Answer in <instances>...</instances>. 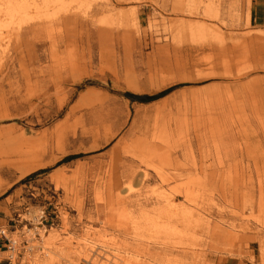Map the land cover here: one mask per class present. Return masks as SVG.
I'll list each match as a JSON object with an SVG mask.
<instances>
[{
    "label": "rangeland",
    "instance_id": "1",
    "mask_svg": "<svg viewBox=\"0 0 264 264\" xmlns=\"http://www.w3.org/2000/svg\"><path fill=\"white\" fill-rule=\"evenodd\" d=\"M9 1L0 0V226L28 243L15 264H90L100 252L109 264H167L155 244L188 238L167 219L190 214L197 264H264V0H65L26 16ZM55 12L78 16L48 26L45 36L63 41L36 37V52L15 55L18 30ZM124 160L138 176L119 193L148 200L143 211L104 205Z\"/></svg>",
    "mask_w": 264,
    "mask_h": 264
},
{
    "label": "bare ground",
    "instance_id": "2",
    "mask_svg": "<svg viewBox=\"0 0 264 264\" xmlns=\"http://www.w3.org/2000/svg\"><path fill=\"white\" fill-rule=\"evenodd\" d=\"M84 1V0H83ZM65 0H19V1H16V0H12V1H9L8 2V5H7V7H9L10 9L11 8H14L15 6L17 7V8H19L20 9V11H22L23 12V14L24 13H27V11L29 10V11H31V10H33V11H36V12H46V11H49L50 12V10H51V12L50 13H53V11L55 10V8L56 7H58V8H60V9H58L59 11L63 8V9H65V7H64V5H65ZM76 2V1H75ZM80 3V2H79ZM91 3V2H90ZM90 7V6H89ZM69 10L70 9H67V10H65V11H68V13H69ZM64 11V12H65ZM48 12V13H49ZM29 13V12H28ZM33 14H35V13H33ZM45 14V13H44ZM47 14V13H46ZM45 14V15H46ZM55 14H56V12L53 14L54 15V17L53 16H50V17H47V16H49V14L44 18L43 16H42V14H40L41 16L40 17H43V19L41 18V19H39V18H36V19H34V20H32V21H29V22H27L26 24H25V27L23 28V29H19L18 30V32H17V34H16V37L15 38H17L16 39V43H15V47L13 48V52L15 53V55H17L18 53H21L23 50L22 49H27V51L28 52H36V49H35V46L37 45V46H41V45H43V44H41V42H36L35 43V41H33V39L35 40V38L36 37H40V36H44V39L45 38H48V40H53V42H56V43H59V42H61V41H63V38H62V36H61V34H59L58 36H55V37H47V36H45V32L46 31H48L47 30V28H48V26L49 25H53V24H57L58 26L60 25V24H65V23H69V22H76V20L78 19V16H75V15H73V14H67V15H65V16H63V17H60V16H55ZM25 15V14H24ZM26 16V15H25ZM37 16V15H36ZM85 16H83V18H84ZM33 19V18H32ZM91 19V18H90ZM95 20V19H94ZM86 21V20H85ZM113 23V22H112ZM54 26V25H53ZM52 26V27H53ZM49 29V28H48ZM50 31H52L51 29H49ZM17 31V30H16ZM100 30H98V32H99ZM50 33V32H49ZM15 34V33H14ZM13 34V35H14ZM105 37V36H104ZM103 37V38H104ZM24 38H26V40L24 39ZM39 40V39H38ZM41 41V40H40ZM144 137V136H143ZM138 138V137H137ZM137 138H134V140L135 139H137ZM143 139V138H142ZM144 139H145V137H144ZM144 141V140H143ZM127 143V142H126ZM130 142H128V144H129ZM134 143V142H133ZM131 144V143H130ZM132 145V144H131ZM143 146V145H142ZM138 150V149H137ZM131 151V150H130ZM140 152L142 151V150H139ZM146 151V150H145ZM132 153V152H131ZM137 153V152H136ZM135 154V153H134ZM138 154V153H137ZM143 156H144V154H145V152H144V154L143 153H141ZM140 156V155H139ZM143 156H141V157H143ZM146 156V155H145ZM129 160V159H128ZM125 161L124 160V164H123V166H124V168L125 169H123L124 171L123 172H121L122 173V175L121 176H116L115 178H116V180H115V182H114V188L113 187H111V186H109V188H108V192H107V196L106 197H108V199H107V201H106V203H104V205L105 206H107V205H110V202H112V201H115V202H117V204H121V205H124V203L125 204H127V202L128 203H130V204H132L133 202H135L137 205H138V207H139V210L140 211H143V209L145 208L144 207V204H145V206L147 205V201H145V203H139L138 201L140 200H138V201H136V199H138L137 198V196H136V199H131L130 198V196H125V197H122L121 195H120V193H121V191H119V188H121L120 187V185L122 184L121 182L122 181H120V180H123L124 178H125V180H127L128 181V183H131L132 182V180L134 179V178H136V176H138L137 175V172L135 171V170H133L132 169V161ZM134 163V162H133ZM126 167H127V169H126ZM122 169V168H121ZM129 169V172L127 171ZM135 169V168H134ZM144 172V171H143ZM142 172V173H143ZM142 178H143V180L144 181H147V180H149L150 178H151V176L149 175V174H147V173H143L142 174ZM167 179V178H166ZM165 178H161L160 179V181H161V183H163V184H166L167 183V180H166ZM110 185V184H109ZM121 190V189H120ZM182 190V189H181ZM172 192H173V194L174 195H176L177 193L178 194H181L180 193V191L179 190H176V189H172L171 190ZM120 192V193H119ZM123 194H126V193H123ZM184 196V195H183ZM159 197V196H158ZM184 198H186V200H187V195H185V197ZM191 198V197H190ZM98 200H99V198H98ZM157 200V199H156ZM161 200H163L164 201V199H162L161 197H160V199H159V202L161 201ZM191 200V199H190ZM100 202V201H99ZM101 202H102V200H101ZM159 202H157L156 204H158ZM165 203H167V204H169V202H167V201H165ZM112 204V203H111ZM155 204V205H156ZM163 204V203H162ZM113 205V204H112ZM116 205V204H115ZM114 205V206H115ZM120 206V205H119ZM171 206V205H170ZM174 206V205H173ZM123 206H121V208H122ZM164 207V206H163ZM162 207V208H163ZM167 207V206H166ZM107 208V207H106ZM111 208V207H110ZM121 208H119V209H121ZM137 208V207H136ZM136 208H134V209H136ZM154 208V207H153ZM165 208V207H164ZM170 208V207H169ZM123 209V208H122ZM138 209V208H137ZM158 209H161L160 207L158 208ZM170 209H173V208H170ZM170 209H168V210H170ZM168 210H167V208H166V211L165 212H168ZM174 211H176L175 209H173ZM173 210H171L173 213H174V211ZM105 211V210H104ZM117 211V210H116ZM137 211V210H136ZM87 212V211H86ZM119 212H121V211H119ZM126 212V211H125ZM162 212H164V211H162ZM117 213V212H116ZM172 213V216L175 214H173ZM191 213V212H190ZM190 213H187V214H190ZM90 214V213H89ZM108 214H109V212H108ZM184 214V213H183ZM105 215V214H104ZM117 215H118V213H117ZM117 215H115V218H116V216ZM121 215V214H120ZM162 215L163 214H161V218H162ZM171 214L169 213V216H170ZM176 215V214H175ZM174 215V216H175ZM178 215V214H177ZM89 216V215H88ZM88 216H87V218H88ZM140 216V215H139ZM166 217H168L167 215H165ZM180 216V215H179ZM179 216H175V217H173V218H171V216H170V218H168L167 219V222L169 223V225H171V226H169V227H173L171 230H172V233H173V229H175V230H178V228L176 229V227L177 226H179V224L180 225H182L186 230L187 229H190L191 230V232H193V233H191V232H189L190 233V235H189V237L188 238H186L185 240H181V239H178L177 240V237H169L167 240H165L164 239V241H160V242H156L157 244H155L156 246H155V250H153L155 253V255L156 256H160L161 258L163 257V258H165L166 260H167V262L169 263V264H197V253H196V251H195V243H194V236H193V234L195 235V231H193V227H194V225L193 226H191V224L189 223V222H194L193 220H194V218H192L193 216L190 214V216H189V219H187L188 217L186 216V218H184V217H179ZM90 217V216H89ZM166 217H164V218H166ZM163 218V219H164ZM105 219V218H104ZM162 219V220H163ZM193 219V220H192ZM114 220V219H113ZM108 221V220H107ZM110 221V220H109ZM134 221V220H133ZM140 221H142V220H140ZM102 222H105L104 220L102 221ZM101 222V223H102ZM178 222H180L179 224H178ZM186 222H188L189 224H190V227L191 228H188L189 226H186L185 227V223ZM118 223H120V222H118ZM166 223V222H165ZM164 223V224H165ZM168 223H167V225H168ZM104 224V223H103ZM106 224V223H105ZM122 224H123V222H122ZM132 224V223H131ZM162 224V223H161ZM108 225V224H107ZM126 225V224H125ZM128 225V224H127ZM130 225V224H129ZM135 225V224H134ZM144 225V224H143ZM163 225V224H162ZM104 226V225H103ZM118 226V225H117ZM119 226H120V224H119ZM164 226V225H163ZM107 227V226H106ZM124 227V226H123ZM127 227V226H126ZM160 227H162V226H160ZM122 228V227H121ZM134 228V227H133ZM137 228H138V226H137ZM144 228V227H143ZM164 228V227H163ZM165 228H166V226H165ZM170 229V228H169ZM124 230H125V227H124ZM159 230V228L157 227V231ZM174 230V231H175ZM183 230V229H182ZM195 230V229H194ZM103 231H105V230H103ZM162 231V230H161ZM184 231V230H183ZM160 232V231H159ZM178 232V231H177ZM118 233V232H117ZM133 233V232H132ZM139 233V232H138ZM172 233H170V234H172ZM142 234V233H141ZM176 233L174 232L172 235L174 236ZM181 234V233H180ZM185 234V233H184ZM113 235V234H112ZM123 235V234H122ZM114 236V235H113ZM129 236V235H128ZM177 236H178V234H177ZM186 236H187V234H186ZM123 237H126V236H123ZM138 237H139V235H138ZM141 237V236H140ZM145 237V236H144ZM185 237V236H184ZM147 238H149L148 236H147ZM151 238V237H150ZM150 238H149V241H150ZM153 238H155V237H153ZM112 239V238H111ZM117 239V238H116ZM125 239V238H124ZM139 239H141V238H139ZM162 239V238H161ZM98 240V239H97ZM113 240V239H112ZM115 240V239H114ZM118 240V239H117ZM145 240V239H144ZM158 240V239H157ZM103 241V240H102ZM139 241V240H138ZM148 241V240H147ZM146 241V242H147ZM153 241V240H152ZM154 241H156V239L154 240ZM153 241V242H154ZM92 242V241H91ZM111 242V241H110ZM114 242V241H113ZM85 243V242H84ZM136 243V242H135ZM106 244V243H105ZM115 244V243H114ZM146 244V243H145ZM144 244V245H145ZM87 245V244H86ZM116 245V244H115ZM142 245V244H141ZM152 245V244H151ZM90 246V245H89ZM110 246V245H109ZM108 246V247H109ZM127 246V245H126ZM133 246V245H132ZM91 247V246H90ZM135 247V246H134ZM139 247V246H138ZM144 247V246H143ZM154 247V246H153ZM150 248V247H149ZM95 249V248H94ZM148 249V248H147ZM147 249L146 248H144L141 252H140V255L142 254V255H144L145 253H147ZM91 250V249H90ZM99 250V249H98ZM107 250V249H106ZM105 250V251H106ZM134 250H139L138 248L137 249H134ZM152 250H150V251H152ZM111 251V250H110ZM130 251V250H129ZM107 252V251H106ZM96 253H97V251H96ZM89 254V253H88ZM105 253H103V254H101V252L100 253H98L96 256H93V257H95V258H93L92 256V260L91 259H89V261L91 260V262H90V264H103V262H100V258L101 257H103L104 259H103V261H104V263L105 264H109L110 262H113V259H115V258H111V256H110V258H111V261L108 263L107 261H109V258L107 257V256H105L104 255ZM110 254V253H109ZM126 254V253H125ZM124 254V255H125ZM137 254H139L138 252H137ZM148 254H149V252H148ZM148 254H146V255H148ZM116 255V254H115ZM118 255V254H117ZM121 255V254H120ZM123 255V256H124ZM133 255V254H132ZM134 255L136 256V254H135V252H134ZM139 255V256H140ZM141 255V256H142ZM85 256V255H84ZM89 256V255H88ZM138 256V255H137ZM149 256H151V254H149ZM152 256H153V253H152ZM156 256H154V257H156ZM77 257V256H76ZM112 257H113V255H112ZM115 257H117V256H115ZM78 258H79V256H78ZM85 258V257H84ZM86 258H87V256H86ZM89 258V257H88ZM88 258L87 259H85V260H88ZM118 258V257H117ZM116 258V259H117ZM120 258V257H119ZM140 258V257H139ZM159 258V257H158ZM121 259H123V258H121ZM128 259V258H127ZM137 259V258H136ZM143 259V258H142ZM147 259H149V258H147ZM152 259V258H151ZM150 259V260H151ZM181 259H184V262L183 263H180V260ZM66 260V259H65ZM79 260V259H78ZM153 261H154V259H152ZM157 260V259H156ZM163 260V259H162ZM161 260V261H162ZM70 260L68 259V262H69ZM120 261H122V260H120ZM134 261V260H133ZM145 261H146V259H145ZM148 261V260H147ZM72 262V261H71ZM86 262H88V261H86ZM107 262V263H106ZM135 262V261H134ZM59 263V262H58ZM66 263V262H65ZM73 263V262H72ZM76 263V262H75ZM89 263V262H88ZM114 263H116L117 264V261L115 262V260H114ZM123 263H124V260H123ZM156 263V262H155ZM160 263V262H159ZM167 263V264H168ZM126 264H128V262H126ZM134 264V263H133ZM140 264V263H139ZM142 264V263H141ZM164 264V263H163Z\"/></svg>",
    "mask_w": 264,
    "mask_h": 264
},
{
    "label": "built area",
    "instance_id": "3",
    "mask_svg": "<svg viewBox=\"0 0 264 264\" xmlns=\"http://www.w3.org/2000/svg\"><path fill=\"white\" fill-rule=\"evenodd\" d=\"M0 263L15 264L22 259L28 251L27 242L18 243L8 236L6 229L0 226ZM23 251V254H21Z\"/></svg>",
    "mask_w": 264,
    "mask_h": 264
},
{
    "label": "crops",
    "instance_id": "4",
    "mask_svg": "<svg viewBox=\"0 0 264 264\" xmlns=\"http://www.w3.org/2000/svg\"><path fill=\"white\" fill-rule=\"evenodd\" d=\"M260 11V4L257 3L256 1H253L252 6H251V11H250V19H255V16L259 13Z\"/></svg>",
    "mask_w": 264,
    "mask_h": 264
},
{
    "label": "trees",
    "instance_id": "5",
    "mask_svg": "<svg viewBox=\"0 0 264 264\" xmlns=\"http://www.w3.org/2000/svg\"><path fill=\"white\" fill-rule=\"evenodd\" d=\"M166 94H167V91H164V92H162V93H159V94H157V95H154L153 97L148 98V100L153 101V100H156V99H158V98L163 97V96L166 95Z\"/></svg>",
    "mask_w": 264,
    "mask_h": 264
},
{
    "label": "water",
    "instance_id": "6",
    "mask_svg": "<svg viewBox=\"0 0 264 264\" xmlns=\"http://www.w3.org/2000/svg\"><path fill=\"white\" fill-rule=\"evenodd\" d=\"M138 100H148V98H139Z\"/></svg>",
    "mask_w": 264,
    "mask_h": 264
}]
</instances>
